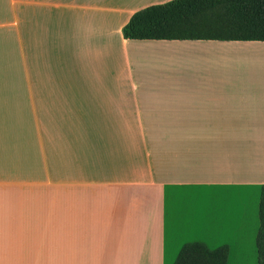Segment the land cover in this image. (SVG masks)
I'll list each match as a JSON object with an SVG mask.
<instances>
[{
    "label": "crops",
    "instance_id": "obj_1",
    "mask_svg": "<svg viewBox=\"0 0 264 264\" xmlns=\"http://www.w3.org/2000/svg\"><path fill=\"white\" fill-rule=\"evenodd\" d=\"M168 1L0 0V264H257L264 41L124 37Z\"/></svg>",
    "mask_w": 264,
    "mask_h": 264
},
{
    "label": "trees",
    "instance_id": "obj_2",
    "mask_svg": "<svg viewBox=\"0 0 264 264\" xmlns=\"http://www.w3.org/2000/svg\"><path fill=\"white\" fill-rule=\"evenodd\" d=\"M129 39L264 41V0H170L136 11L123 29ZM256 235L257 264H264V184ZM229 245H182L173 264H228Z\"/></svg>",
    "mask_w": 264,
    "mask_h": 264
},
{
    "label": "rangeland",
    "instance_id": "obj_3",
    "mask_svg": "<svg viewBox=\"0 0 264 264\" xmlns=\"http://www.w3.org/2000/svg\"><path fill=\"white\" fill-rule=\"evenodd\" d=\"M15 72H16V71H14V73H15ZM9 76H11L10 73H9ZM14 78L16 79V75L14 76ZM251 79H253V77H251Z\"/></svg>",
    "mask_w": 264,
    "mask_h": 264
}]
</instances>
